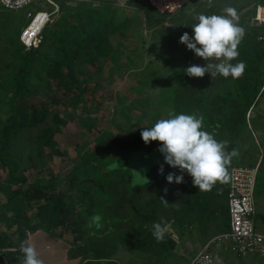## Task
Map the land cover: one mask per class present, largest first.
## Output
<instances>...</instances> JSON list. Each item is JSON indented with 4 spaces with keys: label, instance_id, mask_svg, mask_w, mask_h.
I'll use <instances>...</instances> for the list:
<instances>
[{
    "label": "trees",
    "instance_id": "16d2710c",
    "mask_svg": "<svg viewBox=\"0 0 264 264\" xmlns=\"http://www.w3.org/2000/svg\"><path fill=\"white\" fill-rule=\"evenodd\" d=\"M130 1L146 18L151 19L150 16L154 14L162 16L163 19L166 16L154 11L145 0ZM255 3L263 2L257 0ZM88 4H77L68 16H62L46 26L41 32L38 45L36 35L40 30L39 27L28 26L23 38L27 44L33 43L37 46L26 53H22L23 45L19 42L21 32L17 34L16 42L8 43L11 49L8 52V60L6 59L4 63L8 68L10 63L17 62L18 68L12 77V92L7 102V118L0 128V168L7 173L5 185L10 187L4 192L5 203L10 204L15 199H19L16 200L17 210L12 216V223L9 221L5 223L8 232L0 229V264H20L23 257L20 246L25 241L27 232L30 233L36 229L47 232L55 226L81 228L87 225L86 222H89L91 218L88 212L93 206V191L96 189L94 182L90 183L88 180L94 163L115 160L134 150L159 149L160 147L158 141L146 145L141 134L133 139L117 137L115 141L98 142L93 150L81 154L76 161L70 172L73 179L69 184L70 193L68 192L67 196L63 193L49 195L42 190L41 185H29L26 176L20 174L17 158L13 154L14 141L22 133L46 123L50 115H52L53 127L46 126L35 137L37 156H41V149L61 155L54 136L60 131V127L66 124V120L58 114H53L46 107L41 99L43 97L40 90L42 89L46 96V92L50 91L51 85L54 84L56 89H62L65 94H69L71 103L76 104L79 101L76 95L78 84L88 79L84 72L76 68V63L88 64L94 67L95 71H100L101 68L97 67L95 62L96 59L117 61L118 54L112 50L110 40L117 36L125 38L130 18L124 17L120 20L119 10L112 8L109 3L101 9L88 7ZM39 6L45 8V6ZM33 10L34 8H31L26 15L33 13ZM259 34L257 29L245 31L238 45L239 55L231 61L233 65L239 62L245 64V71L241 77L238 79H233L231 76L212 78L209 77V73H206L203 78H194L187 76L185 70H180L174 90L167 96L166 102L164 101L169 109H156V117L153 115L152 118L155 117L154 119L157 120L168 118L169 112L203 117L202 130L213 134L217 141H227L226 152L235 150L238 137L247 125V116L249 115L248 119L251 118L259 98L264 94V49L257 41L256 37ZM137 123L140 124V122ZM230 161L225 165V180L217 181L210 191L199 192L198 188L193 186L191 176L183 173L184 182L182 186H179L183 194L180 199H176L179 203L181 202V205L174 203L173 207L195 215L196 211L206 212L212 203L223 196L226 197ZM263 162L262 158L258 165L254 197L256 217L264 225V215L257 211V200L264 202ZM167 168L170 170L169 173L172 171L176 175H181L179 169H173L170 166ZM95 169H98V166ZM99 170L102 171V168ZM158 182V185H163L161 192L154 199L145 201L142 206L143 208L151 207V213L159 207L164 208V200L169 201L166 199L169 191L162 177ZM14 186H17V189L11 191ZM20 195L22 196L19 197ZM28 204H31L35 211L34 223H31L29 216L24 212V207ZM222 209L226 216L228 231L226 205H223ZM102 219L105 221L99 226H109L110 235H108L109 232L100 234L102 230H97L93 237H87L80 232L77 241H82L81 250L83 253L86 252L84 255L92 252L94 259L111 260L118 250V241H121L124 236L115 230V217H111L115 222L107 220L105 216ZM17 232L22 238L20 242L14 243L12 236ZM100 235L102 239L99 238Z\"/></svg>",
    "mask_w": 264,
    "mask_h": 264
},
{
    "label": "rangeland",
    "instance_id": "374dc122",
    "mask_svg": "<svg viewBox=\"0 0 264 264\" xmlns=\"http://www.w3.org/2000/svg\"><path fill=\"white\" fill-rule=\"evenodd\" d=\"M255 1L211 0V5H209L207 0H193L176 14L166 15L164 25L167 29L175 31L174 33L178 36H182L185 32L192 36L191 26L197 22L194 17L200 14L224 15V10L231 7L236 14L239 12L236 20L237 26L244 31H250L252 29L251 19L254 16L253 6L241 9ZM64 3L59 1L61 11L54 16V21L62 16H68L77 6V4ZM107 3L119 10L120 20L124 17L130 18L125 38L117 36L110 40L112 50L118 54L117 61L96 59L95 62L97 67L101 68L100 71H95V68L88 64L76 63V68L84 72L88 78L78 84L76 95L79 101L76 104L71 103L69 94H65L62 89H56L54 84L51 85L52 89L46 92V96L41 91L42 89L40 90L41 97H43L41 99L46 107L53 114H58L66 120V124L61 126L60 131L54 136L61 155L58 156L47 149H41V156H37L35 137L46 126L53 127L52 115L43 125L22 133L12 146L20 174L26 176L29 185H41L42 190L49 195L63 193L67 196L68 192L70 193L69 184L73 179L70 175L72 168L79 156L93 150L98 142L115 141L117 137L133 139L145 128L154 125L157 121L154 119L156 109H169L164 101L166 102L167 96L174 90L180 70H185L193 64L206 66L207 63L202 58H198L186 45L181 44L180 39L174 40L172 54L168 57L154 56L153 50L156 44L146 52L147 43H142L140 38L146 33L144 31L146 27L142 24L143 13L138 11L129 0H95L89 3L88 7L101 9ZM39 5H32L14 12L0 8V128L7 118V102L12 92V77L18 68L17 62L10 63L8 68L4 63L6 59L8 60V52L11 49L8 43L16 42L17 34L21 31L23 34L26 31L28 28L24 29L28 22L26 13L31 8H34L33 11L38 10ZM44 9L49 10L47 6ZM37 25L35 23L34 28L39 27ZM22 41L25 45H30L24 39ZM19 42L21 43L20 39ZM119 44H121V51L117 48ZM142 44H145V50H143L145 53L141 51ZM163 47H156L160 49L161 54L165 52ZM31 48L27 49L23 45L22 53L28 52ZM134 50H136L135 53ZM209 77H212L210 73ZM153 115L155 117L152 118ZM235 151L237 154L232 157L230 166L254 167L259 165L262 158L264 159V94L259 98L251 118L247 120L246 127L240 133ZM161 164L164 165V172H167L169 165L164 162V156L158 149L134 150L115 160H102L100 163H94L91 177L88 179L90 183L94 182L96 188L93 191L94 200L89 222L98 220V224H103L104 212L116 206L120 194H123L129 201L125 200L124 205L126 217L128 216L127 209H131L129 217H132V210L138 209V205L141 206V212H148L151 207L143 208L145 204L143 202L154 199L163 187L156 183ZM97 166L98 169H95ZM262 167H264V162ZM100 168L102 171L99 170ZM6 179L7 173L0 168V229L8 232L5 223L6 221L12 223V216L17 210L16 200L19 198L10 204L5 203L4 192L10 188L5 185ZM16 189L17 186H14L11 191ZM211 210L212 208L209 212ZM24 211L28 213L31 223H34L36 219L33 217L35 211L32 205H26ZM156 211L157 215H160L162 211L165 212V209L159 207ZM218 211L220 215L218 214L215 221H210L211 223L207 225L206 222L204 224L199 220L201 224L206 225L205 229L208 228L210 234L217 233L218 230L225 231L223 210L218 209ZM257 211L264 213L262 200H257ZM105 218L115 222L111 217L105 216ZM255 224L257 230L264 231L256 216ZM128 246V244H119L118 251H132ZM218 256L221 264H264V259L258 255L249 257L253 262H246L245 260L250 261L248 257L235 256L229 252H218Z\"/></svg>",
    "mask_w": 264,
    "mask_h": 264
},
{
    "label": "crops",
    "instance_id": "0c3cea01",
    "mask_svg": "<svg viewBox=\"0 0 264 264\" xmlns=\"http://www.w3.org/2000/svg\"><path fill=\"white\" fill-rule=\"evenodd\" d=\"M255 2L242 7L241 10L253 6L255 13ZM237 14H239V12ZM150 17L151 19L146 18L144 15V18L142 19V24L146 27V29H144L146 36L143 34L144 37H140L142 39L141 42L147 43L146 52L149 48L152 49L154 44H156V47L164 46L162 49H165V52L162 54L159 53L160 49L154 47V56L163 55L168 57L172 54L171 51L173 49L174 40L178 41L181 36L176 35V33H174L175 31H171L165 27V17L163 19L162 16H155V14ZM157 18L158 20L156 21ZM162 26L164 27L162 28ZM251 26L252 29L250 31L257 29L260 34L264 31L263 28L255 27L253 22ZM144 45L145 44H142L141 46L142 53H145V51H143L145 50ZM117 48L121 51V44H119ZM135 52L136 50H134V53ZM170 173H172V171ZM168 174V172L163 174L158 173L156 176V183L158 184V180L162 177L164 184L169 191L166 196V199L169 201L164 205V213L162 211L160 215H157L158 210H155V212L152 213L151 210L148 212H141V206L138 205V209L135 208L132 210V217H129L131 209H127L128 216L126 217V209H124V205L125 200L128 201V199H126L123 194H120L118 203L113 209H107L104 212L105 216L116 218L115 230L124 236L122 237V240L120 239L121 241H118L117 247H119V244H128V247L131 248L132 251L122 252L117 250L111 260L94 259L95 257L92 252H87V255H84L86 252L83 253L81 250L82 241H77L80 232L84 233L87 237H93L97 230H102L100 234L109 232V226L104 227L100 225V227L97 220L86 222L87 225L84 227L82 226L81 228L77 226H55L52 230L47 232L41 229H36L26 235V241L36 248L42 264H108V262H112V264H189L193 257L211 240L227 232L226 216L224 212L222 215L224 218L225 231L220 232V230H218L217 233L210 234L208 228L205 229L208 223L215 221L219 214L218 209H222L224 203H226V197L223 196L216 202L212 203L206 212L196 211L195 215L183 210H177L173 205L174 203L181 205V202L179 203L176 199H180L183 194L182 188H179V186H182V183H169L166 179ZM211 208L212 210L209 212ZM88 213L91 216L90 212ZM262 214L264 215V213ZM199 220L204 224L206 222V225L201 224ZM156 223H160L164 230V239L161 242H157L152 235L153 225ZM261 226L264 230L262 222ZM259 232L264 234V231ZM21 238L22 236L19 235L18 232L12 236L14 243L20 242ZM99 238L102 239L101 235ZM95 243L99 242L95 241ZM249 257L252 258L254 256H248V258ZM251 258H249L250 261H245L253 262Z\"/></svg>",
    "mask_w": 264,
    "mask_h": 264
},
{
    "label": "clouds",
    "instance_id": "9594fccd",
    "mask_svg": "<svg viewBox=\"0 0 264 264\" xmlns=\"http://www.w3.org/2000/svg\"><path fill=\"white\" fill-rule=\"evenodd\" d=\"M207 2L211 5V0ZM224 13L194 17L197 22L191 26L193 35L185 32L180 37L181 44L207 62L206 66L193 64L187 67V76L203 78L210 73L212 78L231 76L238 79L243 75L245 64L239 62L233 65L231 61L239 55L238 45L244 32L236 24L237 14L233 8H226ZM202 129L203 117L169 112L168 118L157 120L141 132L146 145L153 141L160 142L158 150L164 156V162L173 169H179L181 175L174 172L167 175L169 183H183V173H187L192 178L193 186L199 192H204L210 191L217 181L225 180V165L237 153L235 150L226 152L227 141H217L213 134ZM159 171L160 174L164 173L163 164ZM152 235L157 242L163 241L164 230L160 223L153 225ZM20 252L23 254L20 264H42L36 248L28 241L21 244Z\"/></svg>",
    "mask_w": 264,
    "mask_h": 264
},
{
    "label": "built area",
    "instance_id": "2783aa9c",
    "mask_svg": "<svg viewBox=\"0 0 264 264\" xmlns=\"http://www.w3.org/2000/svg\"><path fill=\"white\" fill-rule=\"evenodd\" d=\"M59 1L64 4L91 3L95 0H0V8L14 12L40 4L49 10L39 9L26 15L28 26L37 23L39 32L36 35L39 43L42 30L54 22V16L61 11ZM146 3L160 15H174L185 8L193 0H145ZM255 3L253 25L264 29V0ZM23 29V30H24ZM22 33V31H21ZM19 39L25 48L29 49L36 44L25 45L22 34ZM257 41L264 49V31L257 36ZM258 165L247 167L232 165L229 169V182L226 194V208L228 218V231L211 240L199 251L189 264H221L218 252H229L235 256H261L264 258V234L256 229L255 216V185ZM29 233L27 232L26 235Z\"/></svg>",
    "mask_w": 264,
    "mask_h": 264
},
{
    "label": "bare ground",
    "instance_id": "6f19581e",
    "mask_svg": "<svg viewBox=\"0 0 264 264\" xmlns=\"http://www.w3.org/2000/svg\"><path fill=\"white\" fill-rule=\"evenodd\" d=\"M23 35H24V33L22 34V39H24V38H23V37H24Z\"/></svg>",
    "mask_w": 264,
    "mask_h": 264
}]
</instances>
